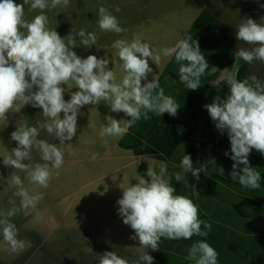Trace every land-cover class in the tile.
Segmentation results:
<instances>
[{
  "label": "clouds",
  "instance_id": "1",
  "mask_svg": "<svg viewBox=\"0 0 264 264\" xmlns=\"http://www.w3.org/2000/svg\"><path fill=\"white\" fill-rule=\"evenodd\" d=\"M69 4L70 0H23L22 4L0 0V123L7 125L8 113L20 111L29 104L42 109L45 118L32 126L17 124L11 133V140L17 146L3 156V164L26 172L28 180L43 189L48 188L54 171L64 164L65 149L59 145L71 146L65 141L76 136L78 115L83 106L104 102L111 112H123L131 117L130 120H117L111 115L106 116L107 123L101 124L99 129L102 138H122L141 118L151 119L150 112L156 116L168 113L175 117L180 107L173 97L164 94L159 75L154 74L149 65V60L158 65L161 55L138 37L130 42L117 39L111 45L117 50L124 73L119 82L116 73L108 67L109 59L92 54L86 58L78 56L73 51L77 47L75 37L79 36V42L85 48H91L97 43V34L72 29L67 36L61 37L56 28L49 27V18L45 14L46 10ZM25 5H29V11L40 10L30 21L25 18ZM115 11L121 9L116 6ZM97 24L102 32L121 34L127 31L104 6L98 8ZM235 35L238 41L253 46L239 48L234 53L236 60L242 59L249 64L255 60L264 62V18L260 22L242 19ZM162 52L164 57L174 56L179 65V80L187 89L197 90L202 86L201 77L209 65L193 36L178 40ZM216 70L215 66L211 67L212 72ZM149 74H153L151 81H148ZM142 81L148 82L142 84ZM227 84L226 98L216 96L204 107L215 127L221 133L226 131L230 140V159L234 161L231 179L242 187L258 189L261 174L250 165L248 157L253 149L264 155V82L252 75L243 80L232 77ZM73 88L77 90L69 91ZM66 91H69V100L64 98ZM41 130L58 138L59 144L40 139ZM33 151L39 154L43 163H31ZM225 155L229 156V153L225 152ZM180 168L183 173L191 172L196 179L202 170L193 167L190 155H183ZM221 174H224L222 168ZM137 176L139 179L135 184L120 187L122 197L116 203L123 223L134 231L129 238L138 240L140 248L159 251L162 238L189 240L194 235H208L211 225L199 218V208L192 199L176 194L167 178L165 163H160L159 171L148 166V180ZM174 178L177 182L185 180L180 172L175 173ZM10 182L17 189L15 195L21 198L20 205L25 214L44 197L43 192L30 194L18 175L12 174ZM21 209L0 210L3 241L13 253L31 247L29 241L18 238L19 230L10 220ZM202 225L208 231H202ZM218 256L206 240H197L189 247L185 259L193 264H218ZM99 257L98 264H153L154 261L147 251L132 261L114 251H105Z\"/></svg>",
  "mask_w": 264,
  "mask_h": 264
},
{
  "label": "crops",
  "instance_id": "2",
  "mask_svg": "<svg viewBox=\"0 0 264 264\" xmlns=\"http://www.w3.org/2000/svg\"><path fill=\"white\" fill-rule=\"evenodd\" d=\"M261 5H264V0H98L97 8L94 5L88 11V26L83 29L96 33L97 43L85 48L76 36L77 47L73 51L82 58L92 54L109 59L108 67L116 73L119 82L124 73L117 50L111 45L117 39L130 42L138 37L161 55L158 65L151 60L149 65L154 74L159 75V85L164 94L173 97L180 107L175 117L168 113L156 116L150 112L151 119L141 118L122 138H102L99 135L100 126L107 123L105 117L108 115L117 120H130L131 117L123 112H111L110 106L104 102L80 109L77 134L70 141V173H53L50 181L56 183L53 186L56 187L55 192L49 198L50 211L63 207L65 190L69 187L71 191L81 183L90 185L98 182L93 193L84 196L81 206H89L87 198L97 196L100 216L95 222L87 218L83 210L80 212L84 216L81 220L75 218L65 225L59 222L52 224L54 235L65 238L64 234L70 233V239L77 243L81 240L90 253L99 251L101 255L105 251H114L129 261L138 260L147 251L154 257L153 264H193L185 259L189 247L197 240H206L218 252V264H264V155L253 149L248 157L250 165L261 174L260 188H245L233 181L230 173L234 161L230 159L231 145L227 132L221 133L215 127L204 107L212 103L216 96L226 98L229 87L223 80L226 71L231 68H236L234 78L237 80L255 75L264 82V62L255 60L249 64L242 59L236 60L234 56L239 48L253 47L238 41L235 34L242 19L252 18L260 22L264 18V7ZM100 6L108 8L127 31L121 34L102 32L97 24ZM116 6L121 9L120 12L115 11ZM189 35L199 42L209 65L201 77L202 86L197 90L187 89L180 82L179 65L174 56L164 57L162 52L163 48L174 46L178 40ZM213 66L217 68L215 72L211 71ZM152 79L153 74H149L148 81ZM148 81H142V84ZM76 90L73 88L70 91ZM183 155H190L193 167L202 169L199 179L191 172L183 173L180 168ZM161 162L167 165V178L175 187L176 194L193 200L199 208V218L208 222L211 230L207 236L194 235L189 240L162 238L160 250L153 251L140 248L138 240L129 238L134 231L123 223L116 202L122 197L121 188L138 182L137 175L150 179L144 167L135 174L124 173V169L142 165L159 171ZM221 168L224 174H221ZM177 172L184 175V181L175 180ZM0 178L5 183H11L8 174ZM20 178L30 182L26 177ZM103 180L111 183V189L101 184ZM35 189L43 188L35 185ZM43 224L38 218L30 220L18 238L25 241L28 237L39 239L46 227ZM202 231L208 230L202 225ZM2 242L3 238L0 244Z\"/></svg>",
  "mask_w": 264,
  "mask_h": 264
},
{
  "label": "rangeland",
  "instance_id": "3",
  "mask_svg": "<svg viewBox=\"0 0 264 264\" xmlns=\"http://www.w3.org/2000/svg\"><path fill=\"white\" fill-rule=\"evenodd\" d=\"M97 1L98 0H70V4L67 7L46 10L45 14L48 16L50 22L49 27L53 29L56 28V31L61 37L67 36L72 29L78 32L80 29L88 26L86 20L88 17L87 13L89 10H92L94 5L97 8ZM14 2L22 4L23 0H14ZM39 11L40 10L38 9L35 11H29V5H25V18L30 21L35 15L39 14ZM95 12L97 13V10ZM64 87L66 88V85H64ZM69 91H66L64 94L65 100L70 99ZM17 107L20 106L17 105ZM7 117V125L6 122L0 123V176L7 174L8 176H11L12 174H15L27 178L26 172L6 167L3 164V156L7 155L12 148L17 146V143L11 140V133L16 130L17 124L32 126L35 125L37 121H43L45 118L42 116V109L34 108L30 104L22 107L20 111L14 110L13 112L8 113ZM61 117H63V113H61ZM39 138L46 139L50 143L59 144V139L49 135L45 130H41ZM65 144H70V141H65ZM59 146L65 149V159L63 166L58 171H54V173H70V146ZM32 156L33 160L31 163H43V161L40 160L39 154L35 151H33ZM28 162L29 161H25V163ZM141 167H144V171L145 169H148V166L140 165L139 167H127L123 172L135 174L136 172H140ZM155 169L158 171L157 168ZM107 173H112V171H107ZM22 182L23 186L30 194L43 192V199L37 203L34 209L31 207L27 209L28 214H25V210L21 209V198L15 195V192L17 191L16 188L13 189L11 183H5L2 181V178H0V183H2V186L0 187V191L2 192V197L0 198V210L6 211L13 207L21 209L10 218L11 222L14 223L19 230L18 237L20 236V233H23L24 225L34 218H38L46 227H44V233L39 239H31L27 236L28 238L26 241L31 243V247L24 251L13 253L9 246L3 241L0 244V264H98L100 258L99 251L90 253L85 249L83 244H81V240L77 243L75 240L70 239V233L67 235L64 234L63 237L65 238H62L57 236V234L54 235L51 230L52 224L59 222L65 225L75 218L81 220L84 216H81L80 212L83 210L85 211L83 213H85L87 218L98 222L100 214L98 211L99 199L97 196H90L87 198L89 206L87 205L85 208L81 206L84 196L88 193H93L98 182L91 183L90 185L81 183L71 191L69 187L65 190L63 207L54 210L53 212L50 211L51 207L49 205V198L51 193L55 192L54 190L56 187H53L56 185L55 182L49 183L50 185L47 189L38 190L35 189V184H32L31 182ZM101 184L106 185V189H111V183H109L108 180H103ZM2 238L3 236L1 234L0 239ZM80 239H82V237H80Z\"/></svg>",
  "mask_w": 264,
  "mask_h": 264
},
{
  "label": "water",
  "instance_id": "4",
  "mask_svg": "<svg viewBox=\"0 0 264 264\" xmlns=\"http://www.w3.org/2000/svg\"><path fill=\"white\" fill-rule=\"evenodd\" d=\"M235 70H236V68H231V69H229V70L226 71V73H225V80H223L224 83L227 84V81L229 79H231L232 77H234Z\"/></svg>",
  "mask_w": 264,
  "mask_h": 264
}]
</instances>
